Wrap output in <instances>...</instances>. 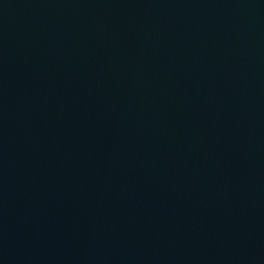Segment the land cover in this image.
<instances>
[{"label":"water","instance_id":"obj_1","mask_svg":"<svg viewBox=\"0 0 264 264\" xmlns=\"http://www.w3.org/2000/svg\"><path fill=\"white\" fill-rule=\"evenodd\" d=\"M0 264H264V0H0Z\"/></svg>","mask_w":264,"mask_h":264}]
</instances>
